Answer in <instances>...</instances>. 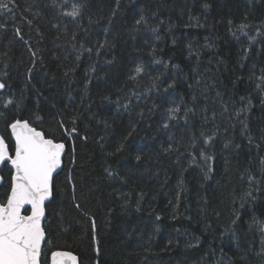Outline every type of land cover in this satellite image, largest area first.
<instances>
[{
  "label": "trees",
  "instance_id": "obj_1",
  "mask_svg": "<svg viewBox=\"0 0 264 264\" xmlns=\"http://www.w3.org/2000/svg\"><path fill=\"white\" fill-rule=\"evenodd\" d=\"M63 3L13 0L11 12L0 9V78L10 91L25 90L26 107L39 105L52 128L62 109L65 121L81 114L75 191L65 169L47 208L52 243L82 264H264V237L252 223L264 222V194L255 204L243 199L248 177L264 176V148L256 147L264 145V0H84L75 20L62 15ZM137 64L144 72L131 80ZM241 97L251 100L244 135L234 118ZM177 106L169 119L167 110ZM201 132L217 133L206 149L215 158L208 177Z\"/></svg>",
  "mask_w": 264,
  "mask_h": 264
},
{
  "label": "snow or ice",
  "instance_id": "obj_2",
  "mask_svg": "<svg viewBox=\"0 0 264 264\" xmlns=\"http://www.w3.org/2000/svg\"><path fill=\"white\" fill-rule=\"evenodd\" d=\"M12 2L13 0H8L7 3L0 2V9L11 12L9 3ZM53 3L55 4V0ZM69 6L70 11L67 10ZM85 7L84 0L75 3L72 0H64L62 15L75 20L82 16ZM208 7V4L204 5L205 9ZM142 22H145L143 15L136 20V24L139 25ZM26 23L31 25L32 22L26 21ZM4 27L5 25L0 24V28ZM245 27L247 26L241 25V31ZM15 32L18 36L20 35L19 28H16ZM251 40L254 41L255 37H252ZM105 43L98 45L97 55H99V49L105 47ZM206 47L211 48L212 45L208 44ZM188 48L189 55H192L194 52L192 45L189 44ZM86 51L91 53L92 49L89 48ZM35 55L33 53L34 57ZM243 55L245 58L247 57V50L244 51ZM76 59L79 60L80 56L77 55ZM32 63L33 67L27 69L29 73L33 72L36 60L34 59ZM241 66L243 65L241 64ZM72 71L74 69H68L65 76ZM90 71L94 72L95 67L91 68ZM142 72H144L143 65L137 64L134 69L135 74L130 75L129 79L135 80ZM4 75L6 76L7 73ZM260 80L264 83V76L260 77ZM90 82L89 78L87 83ZM87 83L85 88H87ZM169 87L171 88L173 85H169ZM257 87L260 88V85L258 84ZM10 89L11 86L6 83L5 79L0 78V264H82L79 255L66 246L61 247L59 244L52 243L51 233L48 231L51 229V224L48 222L49 213L47 212L48 206L59 194L57 179L65 169H67L65 182L71 185L75 191V184L72 180L76 163L73 137L79 136L77 125L81 114L77 112L65 121L63 119L65 110L62 109L57 113L59 118L56 127H49L45 123V117L39 114L41 111L39 105H37L35 112H30L26 107L25 90H21L17 94ZM240 100L243 104L245 98L241 97ZM221 103L224 104V110L227 111V102L221 101ZM261 104L264 106V99L261 100ZM124 108L127 109L128 105L125 104ZM250 110V99L247 104H243L242 107L234 110V118L240 125L241 135L250 131L247 123V114ZM179 111V106L169 108L167 110L169 119L176 118V113ZM191 111L193 110L186 109L185 115ZM242 116L243 119H241ZM213 119H215V115H213ZM232 119L233 114L230 113L228 127L235 128L236 125L231 123ZM66 124H71L72 127L68 128ZM168 126L167 123L164 124V127ZM227 131L228 128H225V132ZM216 135V132L211 135H205L204 132H201L202 143L205 148L200 149L198 154L207 168L205 177L214 171L211 162L215 158L208 154L206 149L211 145ZM81 139L86 140L87 137H81ZM66 142H71V149L68 148ZM249 144H252L251 136H249ZM193 146L195 147V138H193ZM240 147V145H236L237 149ZM256 147L264 148V145L258 143ZM170 150H172L171 145L164 149L166 152ZM136 159L139 160L140 157L137 156ZM191 160L193 163L196 162V154L191 155ZM259 163L261 172L264 173V156L259 157ZM109 175L112 174L109 172ZM248 184L249 189L243 199L255 204L258 197L264 194V176L259 178L249 176ZM73 200L75 201V196ZM75 207L79 208L80 205L76 203ZM240 207L243 209L244 204L241 203ZM85 215L88 214L85 213ZM234 215L236 220L240 219L238 212ZM236 220H233L234 224ZM90 223V232L94 241L93 251L99 255L101 246L96 239L95 218H90ZM252 223L260 226V232L264 237V222L254 217ZM262 243H264V239H262ZM96 264L99 262L97 261Z\"/></svg>",
  "mask_w": 264,
  "mask_h": 264
}]
</instances>
